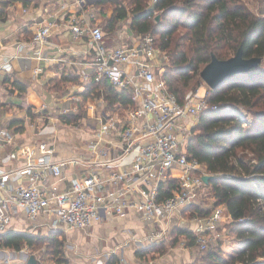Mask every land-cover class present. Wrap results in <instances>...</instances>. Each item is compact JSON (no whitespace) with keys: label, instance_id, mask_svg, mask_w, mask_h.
Returning a JSON list of instances; mask_svg holds the SVG:
<instances>
[{"label":"built area","instance_id":"built-area-1","mask_svg":"<svg viewBox=\"0 0 264 264\" xmlns=\"http://www.w3.org/2000/svg\"><path fill=\"white\" fill-rule=\"evenodd\" d=\"M95 1L71 0V7L80 12L70 18L71 32L74 37L88 36L94 81L106 78L116 91H130L133 105L126 109L124 116L106 112L105 100L103 108L89 106L95 111L87 121V126L95 129L89 142L91 152L95 153L92 158L77 156L55 160L54 148L45 143L41 145L40 155L29 145H19L16 153L3 155L1 162L20 155L24 156L25 164L0 170V233L7 231L9 209H20L31 219L49 213L48 225L54 231L85 228L94 221L121 217L133 210L145 220L157 223V228L150 230L146 239L158 244L173 238L178 224L171 225V220L181 217L186 207L200 205L206 188L202 177L210 173L187 152V141L199 113L209 108L220 109L244 124L251 116L238 108L239 105L209 104L199 87L189 90L183 101H179L166 81L156 76L154 59L164 54L162 60L167 66L169 58L156 45L154 37L146 34L130 44H107L102 27L91 20ZM154 2L156 0L149 3ZM68 7V2L61 0L60 8ZM56 24L55 20H49L37 25L31 43L42 46ZM9 70L8 62L0 63V79ZM34 71L38 73L39 69ZM82 76L87 78L85 74ZM0 135L5 143H12L13 135L7 129L1 130ZM127 155L132 156L124 161ZM68 165H81L85 170L73 177L66 189L50 188L45 176L60 179ZM13 173L28 176V184L13 185L10 181ZM225 216L231 217L225 214L223 205H215L207 216L193 218L196 227L192 236L199 249L204 250L223 239L219 223ZM185 242L181 239L180 245Z\"/></svg>","mask_w":264,"mask_h":264},{"label":"trees","instance_id":"trees-1","mask_svg":"<svg viewBox=\"0 0 264 264\" xmlns=\"http://www.w3.org/2000/svg\"><path fill=\"white\" fill-rule=\"evenodd\" d=\"M255 1L258 14L252 13L241 0H156L151 6L148 0H96L94 4L101 9L98 12L101 16L111 8V15L104 18V23L99 21L104 34L113 33L130 15L131 31L138 37L151 34L156 45L169 53L170 62L162 77L169 90L183 101L191 83L199 86L202 80L199 73L212 54L226 59L241 46L243 57L264 59V0ZM157 13L158 19L155 18ZM180 28L182 32L178 31ZM261 62L245 72L225 78L213 89L208 88L206 97L209 104L219 107L239 105L248 109L252 114L248 123L244 124L220 109L209 108L199 113L196 127L191 129L187 152L213 175L206 187L214 205L226 207L231 216L228 231L242 244L236 252L225 257L222 242L216 241L200 251L201 255H197L191 264H264V68ZM90 76L84 89L76 93L82 103L86 106L103 96L106 112H118L124 116L126 109L133 105L131 92H118L106 78L95 82L92 74ZM6 81H11L19 91L24 88L7 76L3 82ZM78 82L77 76L66 73L48 79L46 87L63 94L68 92L69 85ZM83 111L74 115L62 114L60 119L66 123H78ZM27 114L34 117L29 106ZM23 124L22 119H14L7 127L18 125L17 130H21ZM208 214L209 211L198 205H190L182 210L181 215L190 220ZM181 238L186 240L185 246L196 247L199 253L201 249L187 228L175 227L170 245L178 243ZM42 243L49 247L54 264H70L63 253V231H52L47 236L13 231L0 233V248L19 251L28 246L37 250ZM164 243L146 250L162 254L166 251Z\"/></svg>","mask_w":264,"mask_h":264},{"label":"crops","instance_id":"crops-1","mask_svg":"<svg viewBox=\"0 0 264 264\" xmlns=\"http://www.w3.org/2000/svg\"><path fill=\"white\" fill-rule=\"evenodd\" d=\"M67 1L69 7L60 8L61 0H0V63L8 62L11 70L3 73L0 79V132L7 129L13 135L12 143H5L0 135V170H9L21 167L25 164L24 156L16 155L11 161L1 162V157L9 152L17 151L19 145H29L36 148V155H40L45 143L54 148L55 160L68 159L82 156L89 159L95 156L89 148V142L93 136L94 128L87 126V121L94 116L87 105L83 111L80 122L72 124L60 119L62 114H76L81 106V97L76 94L82 91L93 74L92 53L88 49V36L74 37L70 28V18L79 15L80 12L71 7V0ZM49 20H55L56 26L51 30L45 43L36 46L30 41L33 29ZM99 24L97 17H91ZM121 25V24H120ZM138 36L131 31L129 26L117 28L113 33L105 34L107 44L133 43ZM40 50V52H39ZM38 68V73L35 69ZM70 73L78 77V84H71L68 92L57 94L46 87L50 78L60 77ZM83 74L87 76L83 78ZM5 76L18 81L24 86L22 91L11 85V81L3 82ZM98 108H103L105 102L102 96L93 103ZM83 105V103H82ZM32 108L34 117L27 114V107ZM22 119L23 128L17 130L18 125L8 128L12 120ZM85 119V120H84ZM84 125L86 129L78 128ZM108 137L112 138L111 135ZM132 155L123 159L127 161ZM81 165H68L64 167L63 177L56 179L50 175L45 176V183L55 190L66 189L75 176H80L84 171ZM13 185H25L29 177L19 173H13L10 177ZM211 205L198 207L205 211H211ZM225 213L227 212L224 207ZM9 223L7 231L30 233L36 236H47L54 231L48 223L51 219L49 213L40 214L36 219L29 218L20 209L8 211ZM192 217L188 221V230L194 231L196 222ZM220 221L230 223L231 217ZM182 217H174L170 224L176 225ZM186 220V219H185ZM219 224L225 243L230 254L241 247V242L235 235L229 233L225 237L226 229ZM178 227V226H177ZM157 223L145 220L139 212L129 211L121 217H113L110 220L94 221L91 225L70 230H60L64 233V254L70 264H188L196 258V247L170 246L164 253L156 254L146 249L152 245L146 239V235ZM225 230V231H224ZM229 232V231H228ZM225 238V239H224ZM170 241V240H166ZM165 241V242H166ZM167 243V242H166ZM28 246L19 251L0 248V264H39L40 257ZM146 250V252H143ZM34 252V253H32ZM151 253L149 255V253ZM24 254L19 261H14L15 255ZM34 254V255H33ZM31 255V256H30ZM154 255L153 257H151ZM29 256V257H28ZM32 259V262H29Z\"/></svg>","mask_w":264,"mask_h":264},{"label":"rangeland","instance_id":"rangeland-1","mask_svg":"<svg viewBox=\"0 0 264 264\" xmlns=\"http://www.w3.org/2000/svg\"><path fill=\"white\" fill-rule=\"evenodd\" d=\"M39 1V0H38ZM42 1V0H41ZM246 6H247V8L252 12V13H254V14H258V12H257V2L255 1V0H241ZM148 2H151V0H148ZM149 6H151V4L149 3ZM99 10H101V9H99L98 7H96V5L94 4V10H93V14H92V16L93 15H95L96 17H97V20L98 21H100L101 23H104V18H106V16H110L111 15V8H107L105 11H106V13H105V15H103V16H101V15H99ZM156 14V13H155ZM157 16H158V13H157ZM159 17V16H158ZM94 24H98L97 22L95 23V22H93ZM130 24H131V17H130V15L127 17V18H125L123 21H121V25H120V28H122L123 26H130ZM98 25H100V24H98ZM101 26V25H100ZM102 27V26H101ZM179 32H182L183 30H182V28H180L179 30H178ZM163 51V50H162ZM165 52V51H164ZM166 53V56L169 58L170 56H169V53L166 51L165 52ZM164 55V54H163ZM163 55H161V54H159L158 55V57H156L154 60H155V63H156V69H155V73H156V76L157 77H162V74H163V72L166 70V68H167V66H165L164 65V60H162L163 59ZM233 55V53H231V55L230 56H232ZM229 56V57H230ZM262 61V62H261ZM261 67H263L264 68V59L262 60L261 59ZM170 62V61H169ZM163 78V77H162ZM199 84V86H197V87H199L200 89H199V92H200V94H204L205 95V97H207V95H208V86L201 80V82L200 83H198ZM194 86V83H191L190 84V86L188 87V89L186 90L187 92L189 91V90H191V91H194L195 90V88H197V87H195ZM235 108V107H234ZM238 108H242V109H244L245 111H248V109H246V108H244V107H242V106H238ZM87 110L88 108H87V105L85 106L84 104L82 105V101H81V106H80V108H77V110H76V112L75 113H78V112H80V110ZM250 114H249V116H251V118H252V114H251V112L250 111H248ZM198 118V117H197ZM85 120V119H84ZM198 121V120H197ZM196 125V124H195ZM192 126V127H196V126ZM80 131H83L84 132V129H86V127L82 124L79 128H78ZM191 135V134H190ZM250 156V155H249ZM211 193H210V190H209V188H205V190H204V192L201 194V198H200V205H199V207H201V205H211V203H213L214 202V199L212 198V196L210 195ZM223 207H225V206H223ZM225 214H227V213H225ZM224 221L227 219L226 218V216L225 217H223L222 218ZM224 221H223V223L221 222V224L220 225H222L223 227H225V229H226V235H225V237H229V239H230V236L228 235L229 234V232H228V229H229V225H230V223H224ZM220 229V228H219ZM221 230V229H220ZM225 231V230H224ZM221 233H222V230H221ZM181 239H184V238H181ZM181 239H179L178 240V243H176V244H174V245H170V242L171 241H166L164 244H166L165 245V249L167 250L170 246H177L179 249H181V248H183V247H186L185 245H180V241H181ZM225 239V238H224ZM163 242V241H162ZM222 242V247H223V256H225V257H227L228 255H229V253L230 252H228V251H230L229 249H228V246H231L232 245V243H231V245H230V242H227V243H225L224 241H221ZM185 244H186V242H185ZM64 247H65V245H63V253H65L64 252ZM198 250V249H197ZM31 251H34V250H28V252L30 253ZM199 251V253L197 254V251H196V255L195 256H197V255H201L200 253V251H202V250H198ZM36 253H35V255L37 256V257H40V263L39 264H54V259L52 258V254L50 253V251H49V247L47 246V244L46 243H42V246L39 248V250H37V251H35ZM32 253H34V252H32ZM149 253V252H148ZM151 253H149V255H150ZM34 255V254H33ZM24 254H17V255H15V260L14 261H19L20 259H21V257L22 258H24ZM31 256V255H30ZM64 256H65V254H64ZM29 257V256H28ZM198 257V256H197ZM188 264H191V263H188Z\"/></svg>","mask_w":264,"mask_h":264},{"label":"water","instance_id":"water-1","mask_svg":"<svg viewBox=\"0 0 264 264\" xmlns=\"http://www.w3.org/2000/svg\"><path fill=\"white\" fill-rule=\"evenodd\" d=\"M155 18L158 19V16ZM260 60L261 58L259 57H243L242 48L240 46L232 56L226 59H219L212 54L210 61L201 69L199 74L203 82L209 88L213 89L218 84L222 83L225 78L256 67ZM212 177L213 175L211 174H205L202 179L204 183L207 184ZM188 224L187 220L181 219L178 223V228L183 230ZM31 260L32 259H29V262H32Z\"/></svg>","mask_w":264,"mask_h":264}]
</instances>
